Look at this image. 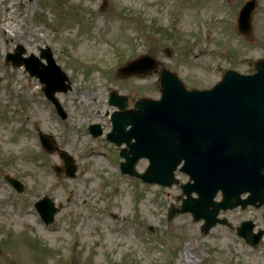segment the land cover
<instances>
[{"label": "rangeland", "instance_id": "obj_1", "mask_svg": "<svg viewBox=\"0 0 264 264\" xmlns=\"http://www.w3.org/2000/svg\"><path fill=\"white\" fill-rule=\"evenodd\" d=\"M244 1L0 0V264H264L261 244L250 246L234 229L242 218L264 228L262 207L221 212L232 227L205 234L188 212L167 220L180 188L121 174L118 147L105 137L109 90L130 102L160 95L157 72L116 73L140 54L155 56L186 87H210L228 67L249 72L264 56V0L252 11V39L236 28ZM18 46L23 56L49 47L67 74L70 88L56 93L65 118L35 76L5 61ZM91 123L101 135H91ZM37 130L54 151L41 148ZM58 151L74 157V177L53 171L63 164ZM6 173L23 183L21 192ZM43 195L61 202L48 225L33 206Z\"/></svg>", "mask_w": 264, "mask_h": 264}, {"label": "water", "instance_id": "obj_2", "mask_svg": "<svg viewBox=\"0 0 264 264\" xmlns=\"http://www.w3.org/2000/svg\"><path fill=\"white\" fill-rule=\"evenodd\" d=\"M254 4L255 0H247L237 18L238 31L247 37L251 33ZM17 48L15 53H7L6 61L23 64L31 75L39 77L45 84V94L60 110L54 92L69 87L65 73L45 49H41L40 56L45 57L48 64L41 63L39 67L38 57H21L23 48ZM156 66L155 58L142 55L118 68V74L146 73ZM254 68L251 74L226 70L211 88L190 90L184 88L175 74L161 68L160 98H139L129 109L125 96L115 91L109 93L108 102L119 110L111 114L112 129L107 138L127 145L120 151L125 158L121 162L122 172L170 185L171 171L183 158V169L189 167L193 171L195 184L181 185L186 198L179 208L171 207L168 217L175 212L190 211L193 219L205 220L204 233L216 222L225 221L216 217L219 209L264 203V58L257 60ZM89 128L94 135L100 133L98 124ZM39 139L46 150L54 149L47 135L39 132ZM59 156L64 161L65 175L74 176L73 158L63 151ZM142 156L148 158L149 165L143 173H138L134 163ZM54 168L61 170L60 166ZM6 179L21 190L17 179L9 176ZM218 190L221 199L214 200ZM192 191L196 192V197H191ZM243 192H248L245 198L240 197ZM34 205L46 223L53 220L57 207L49 197L43 196ZM251 225L249 220L242 222L237 234L255 244L260 233L252 238L247 232Z\"/></svg>", "mask_w": 264, "mask_h": 264}, {"label": "flooded vegetation", "instance_id": "obj_3", "mask_svg": "<svg viewBox=\"0 0 264 264\" xmlns=\"http://www.w3.org/2000/svg\"><path fill=\"white\" fill-rule=\"evenodd\" d=\"M128 106H131V103L129 102V105ZM186 178V177H185ZM255 225H253V228H252V231H258V229L260 228V226L258 225V223L255 221L254 222Z\"/></svg>", "mask_w": 264, "mask_h": 264}, {"label": "bare ground", "instance_id": "obj_4", "mask_svg": "<svg viewBox=\"0 0 264 264\" xmlns=\"http://www.w3.org/2000/svg\"><path fill=\"white\" fill-rule=\"evenodd\" d=\"M26 85H28V83H26ZM186 263H187V260H186Z\"/></svg>", "mask_w": 264, "mask_h": 264}]
</instances>
